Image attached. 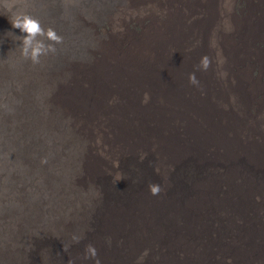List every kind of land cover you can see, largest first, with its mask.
<instances>
[{
    "label": "bare ground",
    "instance_id": "bare-ground-1",
    "mask_svg": "<svg viewBox=\"0 0 264 264\" xmlns=\"http://www.w3.org/2000/svg\"><path fill=\"white\" fill-rule=\"evenodd\" d=\"M183 1L14 0L11 11L0 9V34L14 41L8 16L27 13L55 30L62 37L55 48L64 49L41 56L47 70H34L27 86L39 101L26 109L39 116L38 102L41 122L61 139L51 132L44 143L27 148L22 163L17 157L1 162L34 169L38 154L57 165L65 154L75 161L80 183L88 171L92 207L79 227L72 224L77 232L70 235L48 224L56 208L46 207L44 215L45 202L32 208L23 226L13 216L22 231L1 256L4 264H264V81L252 79L247 65L262 62L264 50L255 42L264 28V7L240 20L235 0ZM146 17L152 22L142 35L128 31L132 20ZM96 21L110 23L112 33L91 46L84 28L93 29ZM258 95L262 99L255 102ZM145 115L155 128L145 125ZM93 151L102 154L106 174L93 168ZM124 156L137 159L127 172ZM29 180L16 191L28 195L32 187L23 185ZM150 184L161 192L150 194ZM118 188L123 192L117 195ZM58 190L53 192L59 197ZM62 190L63 201L73 197ZM81 202L72 207L78 214Z\"/></svg>",
    "mask_w": 264,
    "mask_h": 264
},
{
    "label": "rangeland",
    "instance_id": "rangeland-1",
    "mask_svg": "<svg viewBox=\"0 0 264 264\" xmlns=\"http://www.w3.org/2000/svg\"><path fill=\"white\" fill-rule=\"evenodd\" d=\"M176 1L180 2L181 4H185V2L183 0H179V1L176 0ZM173 2H175V1H173ZM0 4H1L0 9H1L4 7L2 0H0ZM260 6L264 7V0H235L233 12H234V15L236 18L243 20L250 14L252 9H255L256 15H259L260 14V10H259ZM13 14L14 13H10V16ZM151 22L152 21L147 17H146V19L143 18L142 21H138V22L136 20H134V21L132 20L129 23L127 29L131 33H134L136 35H142L143 32L146 30V28L148 29V27H149L148 25H150ZM92 24H94V22H92ZM96 24L97 25L93 26V29H90V28H92L90 24L87 25V27H89V28H87L86 26L84 28V30L86 29L85 32L87 34L84 36L86 38H88L89 42H91V46L93 44L97 43L96 40L99 37H102V36H105L106 34L108 35V34L112 33V26L109 25L110 23H107L106 21L98 23L96 21ZM58 29L61 30V27H59ZM14 30H15V35H12V37L14 38V41L10 40L8 38V36L3 34V32L0 34V114H6L7 115V118H4L5 116H3V117L0 116V120H1L0 125H1V122H3V130L1 129V126H0V221L3 220V224L1 222L2 226H0V229H2L4 227L7 228L5 231L0 232V264H4L3 261L1 260V256L3 255L5 249L8 246H11L12 237L17 235L20 231H22V229L15 224V221H18L20 226H23L22 222L24 221V219H26V220L30 219L34 210L36 209V207L39 206V207L43 208V204L46 203L45 204L46 206L44 205V208L41 209L43 211L44 215H47L49 212V211L44 210L46 207L52 206V207L56 208V213H54L52 215L53 220H50L48 224H50L52 221L53 222L52 225H54L53 227H55L56 229L58 228L59 231L61 232V234H64V232L62 233V229L64 228L63 230L64 231L66 230L69 233V235L77 232L76 229L71 230L73 225H74L73 227L75 228V227H79L82 224V221H79L80 216L84 212H88L89 210L92 209V207L90 206L91 203H89L87 200L88 198H90V195H91V189L88 187L89 185H87L88 183L86 182L87 177H88V171L84 170L85 171L84 172L85 182L83 184L80 183L79 179H77L80 175V172L76 175V172L74 171V166H76L75 161H73L71 158H68L65 154L61 155L60 163L58 165L52 163V160L49 158L50 157L49 155L44 156V154L43 155L38 154L37 159L39 161L34 162V167H35L34 169H22V168H20V169H18L19 171L17 169H13L11 167H8V164L6 166L5 163L1 162V159L5 160L7 158L17 157L20 160V162L22 163V161H21L22 156L25 153V151L27 150V148L31 149L34 144H40V142L44 143L45 137L49 136V134L51 132L53 133V134H51V136H53L54 138H57V139H61L56 133H54L52 131L51 124H50L51 128H49L48 126L45 128L46 125L41 122L42 118H40L41 117L40 115H42V110H41V107L38 104V102H36L34 104L36 106V108H34V110L36 109L39 112V116L36 114L34 116V115H32V113L30 114V113L26 112L27 111L26 110L27 104L30 106V105H33V103L35 101H39L38 100L39 97L37 96V94H35L36 98H34V96H32V95L29 96V93L27 91V86L30 84L32 75H34L33 71L35 70L34 72H36V74H37L39 71H41L43 69L44 66H45L44 69L46 68V70H47L48 66L44 65V63H46L48 61H46V62L43 61L42 57L40 58L39 63H33V62H31V60H25L20 55V48L18 47L20 44L18 37H22L25 34L21 33L19 29H14ZM259 35H260V38L258 41L255 42V47L257 49L264 50V39H263L264 38V28L259 33ZM8 40L12 41L13 43L12 42L8 43ZM124 47L127 48L126 45ZM62 50H64V49H56V51L54 53H50V56H54ZM95 56H97L98 58L102 57L98 53H97V55L95 54ZM247 65L250 66V74H251L252 79H254V80L261 79L262 81H264V55L262 57L261 63L250 61L247 63ZM34 66H35V68H34ZM22 78H24L26 81H22ZM25 84H26V86H25ZM8 95H10V96H8ZM260 99H262V95H258L254 101L258 102ZM14 105H15V107H14ZM115 111H116V109H115ZM253 111L254 110H251L252 113H253ZM35 113H37V112H35ZM143 115L144 114H142V116ZM145 116L147 117L143 120L145 125L148 122L153 128H155L156 124H154L151 121V119L153 117L152 116L148 117V115H145ZM28 121H30V122H28ZM5 124L7 126L6 130H5ZM9 124H11V125L9 126ZM16 132H18V133H16ZM17 134H19V135H17ZM17 144H20L19 147H22V148L18 149ZM15 145H17V147L14 148V151H13L12 149ZM115 148H119L120 152L123 151V148L120 146H115ZM16 152H18V153H16ZM109 152L110 153L115 152V150L110 149ZM93 154L94 155H92L93 156L92 162H94L93 165L96 166L93 168L97 171V173L100 170L106 174V170L101 168V167H103V165H101L102 163L99 162V160L102 159V154L101 153L100 154L95 153L94 151H93ZM152 155H155V153L153 152ZM46 158L48 159V161L46 160ZM124 160H126V166L123 168L127 172V168L130 167V162L131 163L135 162L137 159H136V157L126 156V158H125V156H124ZM96 161H97V163H96ZM71 162H73V163H71ZM127 162H129V164ZM53 165H55V166H53ZM76 168H77V166H76ZM97 168H99V169H97ZM67 170H68V172H67ZM62 171H64V173ZM126 172H124L123 175H125ZM153 172H154V170H153ZM155 173L156 172H154L153 174L155 176H157L158 181H160V177L158 176L157 173L156 174ZM9 174H12L13 177L9 178ZM127 176L128 175L124 176L123 179H128L126 181L128 182L129 185H131L130 184L131 179L129 178V176L128 177ZM29 178H31L35 183L33 181H30ZM25 179L29 180V182L27 184L24 183L23 188L28 189V188L32 187V191L28 195H25V194L21 193L20 191H16L17 188L20 186V184H22L24 182ZM105 181H106L105 183H107L106 179H105ZM66 182H68V183H66ZM113 182L114 181H110L109 183L112 184ZM28 186H30V187H28ZM131 186H133V185H131ZM131 186H129V187H131ZM55 188L57 190L59 189L58 190L59 197H60V193H61L60 191L62 190V188L68 189V191H65V192L71 193L73 197L75 196L74 201L72 202L73 197H71V199H69V200H64V201L62 199H60L57 196V194L53 192L54 190H56ZM16 192H19L20 194H22L23 197L21 198V196L20 197L16 196L15 195ZM121 192H123V191H121L118 188L117 189V195L120 194ZM134 195L135 194L130 195V202H129L130 205L135 200ZM111 197H113V196H109V198H111ZM39 199H41V200H39ZM78 199L81 200L82 201L81 203L83 204V206H80V207H83V211L79 214H78V209L76 211H74V209H72V207H74L73 204H75ZM59 201H61V202H59ZM43 202H45V203H43ZM49 203H51V204H49ZM102 203L104 204V202H102ZM28 205L32 206V207L25 209V207ZM67 207H70L71 209L67 208ZM114 207H116V206H114ZM114 207H112L109 212H112ZM32 208L33 209L35 208V209L33 210ZM108 209L109 208L105 209V212L108 211ZM16 215H18L20 217H19V219L17 218L18 220L14 221L13 216H16ZM7 217L12 218V223L10 222V220ZM5 218L7 219V221H9L11 223L9 227H7V225H5L6 224ZM71 219H73V220H71ZM102 228H105V227H102ZM51 229H52V226H51ZM61 238H62V236H61ZM67 241L69 242V240H65L61 243L63 250H64V247H65V244Z\"/></svg>",
    "mask_w": 264,
    "mask_h": 264
},
{
    "label": "clouds",
    "instance_id": "clouds-1",
    "mask_svg": "<svg viewBox=\"0 0 264 264\" xmlns=\"http://www.w3.org/2000/svg\"><path fill=\"white\" fill-rule=\"evenodd\" d=\"M14 4V0H3V6L7 11H11ZM9 22L12 28L19 29L21 33L25 35L18 37L20 41V55L26 59L31 60L33 63H39L41 56H46L49 53L56 51L55 45L62 43V37L59 36L52 28L45 29L40 21L27 13H15L8 16ZM193 83H195L194 75L191 77ZM147 98V94H145ZM150 194L158 195L161 192V188L156 184L149 185ZM88 252L92 257H96V250L92 246H88ZM95 264H99V260L95 261Z\"/></svg>",
    "mask_w": 264,
    "mask_h": 264
}]
</instances>
